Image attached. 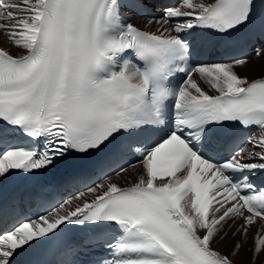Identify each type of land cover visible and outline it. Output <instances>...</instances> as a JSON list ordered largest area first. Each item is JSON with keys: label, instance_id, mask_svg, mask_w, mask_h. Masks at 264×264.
I'll return each mask as SVG.
<instances>
[{"label": "snow or ice", "instance_id": "snow-or-ice-1", "mask_svg": "<svg viewBox=\"0 0 264 264\" xmlns=\"http://www.w3.org/2000/svg\"><path fill=\"white\" fill-rule=\"evenodd\" d=\"M150 2L0 0L11 45H0V182L69 157L101 155L104 175L121 179L142 169L126 187L102 182L0 231V264H20L69 225L87 233L59 264H236L242 250L255 264L264 254V184L252 179L264 173V76L239 74L246 56L219 57L238 39L264 57V0H176L142 28L132 20ZM96 237L105 254L77 259Z\"/></svg>", "mask_w": 264, "mask_h": 264}, {"label": "bare ground", "instance_id": "bare-ground-1", "mask_svg": "<svg viewBox=\"0 0 264 264\" xmlns=\"http://www.w3.org/2000/svg\"><path fill=\"white\" fill-rule=\"evenodd\" d=\"M156 25H150V29L156 28ZM0 43L5 45L6 48H10L11 45H9L6 41V38L2 35H0ZM239 74L241 76H246L250 80L254 78H259L261 76H264V57H252L248 59V65L246 67H242L237 69ZM198 79V77H197ZM199 82V79H198ZM202 87H205L207 90V85L202 84ZM213 91H209V94H213ZM142 171L139 166L135 170L130 169L127 174H125L124 178L121 179L119 177H113L109 179L111 182L117 183L118 186H124L130 184V182H133L137 178V174ZM107 180V181H109ZM88 199H91V196H88ZM260 228V224L258 223L253 229L252 232L253 234ZM228 247H225V243H218L217 247L221 249L223 252L229 251L230 248V242ZM251 241H249V244ZM252 258V253L250 251L245 252L244 250L241 251L240 255L236 258V264H248V261L251 260ZM255 264H264V254H261L256 260Z\"/></svg>", "mask_w": 264, "mask_h": 264}]
</instances>
